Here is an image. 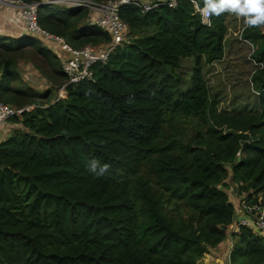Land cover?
<instances>
[{
  "label": "trees",
  "instance_id": "16d2710c",
  "mask_svg": "<svg viewBox=\"0 0 264 264\" xmlns=\"http://www.w3.org/2000/svg\"><path fill=\"white\" fill-rule=\"evenodd\" d=\"M85 14L43 6L38 20L73 47L108 43L96 27H74ZM227 14L207 27L188 0L145 15L123 6L135 38L94 64L91 79L68 86L65 98L11 119L22 129L0 143V264H199L235 221L221 189L228 180L240 196L264 202V68L252 76L256 114L218 111L201 73V61L223 56ZM242 37L259 43L254 61L262 64L261 26ZM36 42L0 36L3 103L21 107L30 97L11 86L9 57L33 49L57 59ZM188 57L195 68L181 91L177 70ZM233 234L231 264H264V238L243 227Z\"/></svg>",
  "mask_w": 264,
  "mask_h": 264
},
{
  "label": "rangeland",
  "instance_id": "374dc122",
  "mask_svg": "<svg viewBox=\"0 0 264 264\" xmlns=\"http://www.w3.org/2000/svg\"><path fill=\"white\" fill-rule=\"evenodd\" d=\"M49 6L52 9L62 8L61 4ZM83 11L86 14L80 18L79 22L75 23V19H72V22L75 23L74 27L79 28L86 24V19L90 15L86 10ZM225 22L227 32L224 38L223 56L220 60L211 64H206L204 60L201 61L202 76L209 87L212 99L216 101L218 111L236 115L242 113L256 114L259 112V106L252 76L256 71L264 68V59L262 64L254 61L255 51L259 43L243 39L242 32L247 27L244 17L228 12ZM256 28H260V26ZM261 28L262 33H264L262 25ZM130 37V39L135 38V36L131 35ZM63 38L66 40L65 37ZM42 42L37 39L36 46L48 48L49 45ZM102 44L104 43L97 45L86 44L84 46L101 47ZM51 46L52 48L55 47L53 44ZM53 51L55 50L53 49ZM54 55L58 56L56 53ZM0 56L2 57L1 53ZM9 58L11 60V70L17 76L15 80H12L11 86L13 88H23L30 94V97L24 100L21 107L35 108L66 97L65 93L59 95V89L64 85L65 80L56 73V70L58 71L61 68V62L58 57L53 61L46 60L38 56L33 49H25ZM194 68L193 57L181 59L180 67L177 70V73L182 78L181 91L189 88ZM21 99L23 100L24 98ZM7 105L15 106L13 104ZM181 128L185 129L182 134H192V127L189 130H187L186 126H181ZM227 182L230 186L227 188L221 187V189L227 192L229 201L235 208H238V199L246 198V194L240 196L237 192V186L231 180ZM250 193L253 194L252 190H250ZM257 196L261 198L260 195ZM233 228L234 224L227 225V237L225 240L217 246L207 247L204 256L198 261L199 264H227L225 261L227 260L230 246L232 247L238 242V237L233 234Z\"/></svg>",
  "mask_w": 264,
  "mask_h": 264
},
{
  "label": "built area",
  "instance_id": "2783aa9c",
  "mask_svg": "<svg viewBox=\"0 0 264 264\" xmlns=\"http://www.w3.org/2000/svg\"><path fill=\"white\" fill-rule=\"evenodd\" d=\"M179 0H177L178 3ZM195 9L192 0H188ZM171 0H41L40 2L27 3L20 0H0V6L9 7L17 10L18 17L23 24L25 34L48 44V48L56 53L61 62V70L65 75L64 85L59 89V95L66 94V88L70 85H76L92 77V66L100 63L105 64L109 55L119 46L129 42V28L120 18L119 11L123 6H131L139 11L141 15L158 10L162 7H169ZM197 3L199 1L197 0ZM61 4L68 9H81L89 13L86 24L83 26H92L105 32L109 37V42L101 47H73L62 36L48 32L39 25L38 9L43 6ZM200 4V3H199ZM203 7V5H200ZM195 12L200 14L198 11ZM209 23L202 22L203 25L210 27ZM42 42V43H43ZM51 43V44H50ZM55 45L52 48L51 45ZM53 49L55 51H53ZM1 81V78H0ZM61 99V98H59ZM58 100V99H57ZM33 107H15L3 103L0 99V126L10 122L11 119H20L25 112H29ZM238 199V208H236V218L234 221V232H238L240 227L250 230L255 235L264 238V202L263 197L253 195L249 198ZM230 251L227 254L225 263L231 264Z\"/></svg>",
  "mask_w": 264,
  "mask_h": 264
},
{
  "label": "clouds",
  "instance_id": "9594fccd",
  "mask_svg": "<svg viewBox=\"0 0 264 264\" xmlns=\"http://www.w3.org/2000/svg\"><path fill=\"white\" fill-rule=\"evenodd\" d=\"M204 23H209V17L219 16L224 12L234 13L245 18L246 26L259 27L264 25V0H203V7L192 0ZM177 0H171L169 7H176ZM95 168V164H93Z\"/></svg>",
  "mask_w": 264,
  "mask_h": 264
},
{
  "label": "crops",
  "instance_id": "0c3cea01",
  "mask_svg": "<svg viewBox=\"0 0 264 264\" xmlns=\"http://www.w3.org/2000/svg\"><path fill=\"white\" fill-rule=\"evenodd\" d=\"M22 35H25V32L17 10L0 6V36L18 38ZM21 129L22 126L20 124L12 123L11 121L1 125L0 143L9 138L14 131Z\"/></svg>",
  "mask_w": 264,
  "mask_h": 264
}]
</instances>
